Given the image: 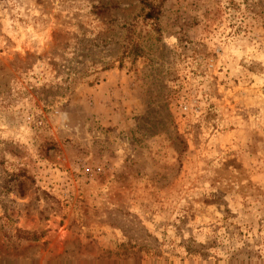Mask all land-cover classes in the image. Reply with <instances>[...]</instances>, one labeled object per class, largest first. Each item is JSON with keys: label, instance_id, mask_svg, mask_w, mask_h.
Returning <instances> with one entry per match:
<instances>
[{"label": "rangeland", "instance_id": "1", "mask_svg": "<svg viewBox=\"0 0 264 264\" xmlns=\"http://www.w3.org/2000/svg\"><path fill=\"white\" fill-rule=\"evenodd\" d=\"M0 264H264V0H0Z\"/></svg>", "mask_w": 264, "mask_h": 264}, {"label": "trees", "instance_id": "2", "mask_svg": "<svg viewBox=\"0 0 264 264\" xmlns=\"http://www.w3.org/2000/svg\"><path fill=\"white\" fill-rule=\"evenodd\" d=\"M148 6L149 7H153L154 5L152 3H148ZM152 11H153V9H150L147 12V16L149 18H153L154 17ZM17 231L22 233V230H20V229H17ZM27 238L30 239V240H39L40 239V235H37L36 233H34V234L31 235V237H29V233H27Z\"/></svg>", "mask_w": 264, "mask_h": 264}]
</instances>
